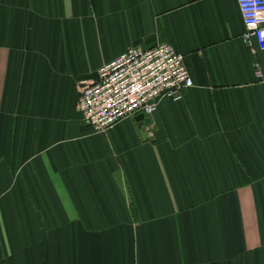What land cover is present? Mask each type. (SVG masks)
<instances>
[{
  "label": "crops",
  "instance_id": "crops-1",
  "mask_svg": "<svg viewBox=\"0 0 264 264\" xmlns=\"http://www.w3.org/2000/svg\"><path fill=\"white\" fill-rule=\"evenodd\" d=\"M244 31L238 0H0V264H264V46ZM162 42L194 85L96 132L82 83Z\"/></svg>",
  "mask_w": 264,
  "mask_h": 264
},
{
  "label": "built area",
  "instance_id": "built-area-1",
  "mask_svg": "<svg viewBox=\"0 0 264 264\" xmlns=\"http://www.w3.org/2000/svg\"><path fill=\"white\" fill-rule=\"evenodd\" d=\"M238 4L244 41L264 46V0H238ZM184 55L167 42L148 49L128 48L99 69L96 81L80 86L83 119L96 132H104L124 118L151 115L164 98H182L194 85Z\"/></svg>",
  "mask_w": 264,
  "mask_h": 264
},
{
  "label": "water",
  "instance_id": "water-1",
  "mask_svg": "<svg viewBox=\"0 0 264 264\" xmlns=\"http://www.w3.org/2000/svg\"><path fill=\"white\" fill-rule=\"evenodd\" d=\"M143 118H144V113H140L137 117V119L140 121L143 120ZM140 126L142 127V125H140Z\"/></svg>",
  "mask_w": 264,
  "mask_h": 264
}]
</instances>
